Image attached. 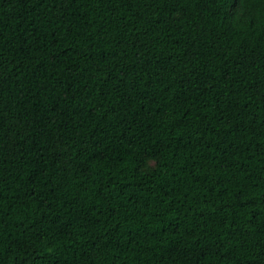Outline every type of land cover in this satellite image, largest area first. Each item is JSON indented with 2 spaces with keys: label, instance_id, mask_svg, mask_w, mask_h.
Wrapping results in <instances>:
<instances>
[{
  "label": "trees",
  "instance_id": "obj_1",
  "mask_svg": "<svg viewBox=\"0 0 264 264\" xmlns=\"http://www.w3.org/2000/svg\"><path fill=\"white\" fill-rule=\"evenodd\" d=\"M0 264H264V0H0Z\"/></svg>",
  "mask_w": 264,
  "mask_h": 264
}]
</instances>
